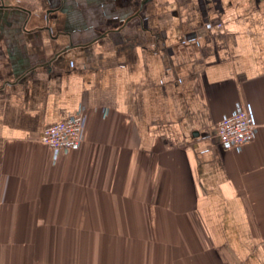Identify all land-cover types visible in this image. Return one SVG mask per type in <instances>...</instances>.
Returning <instances> with one entry per match:
<instances>
[{"label":"crops","instance_id":"1","mask_svg":"<svg viewBox=\"0 0 264 264\" xmlns=\"http://www.w3.org/2000/svg\"><path fill=\"white\" fill-rule=\"evenodd\" d=\"M0 264H264V0H0Z\"/></svg>","mask_w":264,"mask_h":264},{"label":"built area","instance_id":"2","mask_svg":"<svg viewBox=\"0 0 264 264\" xmlns=\"http://www.w3.org/2000/svg\"><path fill=\"white\" fill-rule=\"evenodd\" d=\"M218 23V27H222ZM85 116L79 111L65 119L48 124L41 136V141L49 146L55 156L62 151L78 149L84 141ZM257 123L249 106L237 104L233 115L221 120L217 134L223 146L240 148L251 142L256 133Z\"/></svg>","mask_w":264,"mask_h":264}]
</instances>
